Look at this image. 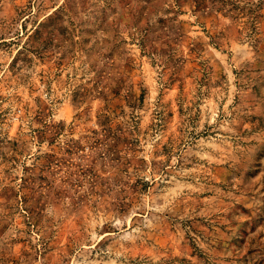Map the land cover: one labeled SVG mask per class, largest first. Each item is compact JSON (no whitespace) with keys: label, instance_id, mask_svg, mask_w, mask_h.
<instances>
[{"label":"rangeland","instance_id":"374dc122","mask_svg":"<svg viewBox=\"0 0 264 264\" xmlns=\"http://www.w3.org/2000/svg\"><path fill=\"white\" fill-rule=\"evenodd\" d=\"M0 264H264V0H0Z\"/></svg>","mask_w":264,"mask_h":264}]
</instances>
